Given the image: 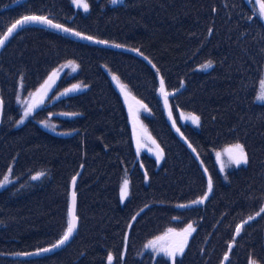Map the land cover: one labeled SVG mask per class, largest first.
Instances as JSON below:
<instances>
[{
    "label": "trees",
    "instance_id": "1",
    "mask_svg": "<svg viewBox=\"0 0 264 264\" xmlns=\"http://www.w3.org/2000/svg\"><path fill=\"white\" fill-rule=\"evenodd\" d=\"M13 1L0 0V37L17 19L40 15L135 51L36 25L18 30L0 51V180L9 169L16 179L0 189V264H109V254L111 264H173L140 256L141 248L167 227L187 224L192 231L174 264H219L231 241L225 264H264V211L234 238L237 225L264 202V103L254 100L264 74V20L255 6L246 0H86L83 13L70 0H25L7 8ZM66 59L77 61L79 70L58 78L50 103L17 124L18 81L24 93L33 91ZM208 61L212 67L202 69ZM106 70L148 103V126L163 149L160 163L146 153L137 160L129 117ZM161 81L167 93L182 86L167 95L176 129L157 96ZM75 82L86 89L54 99ZM178 110L199 116V125L180 123ZM49 113L60 131L73 132L58 135L40 127ZM237 142L248 162L228 171L225 182L213 152ZM80 168L72 238L45 255L11 256L62 237L70 183ZM38 171L42 178L28 181ZM125 173L129 194L122 202ZM209 177L212 190L193 205L204 198Z\"/></svg>",
    "mask_w": 264,
    "mask_h": 264
},
{
    "label": "rangeland",
    "instance_id": "2",
    "mask_svg": "<svg viewBox=\"0 0 264 264\" xmlns=\"http://www.w3.org/2000/svg\"><path fill=\"white\" fill-rule=\"evenodd\" d=\"M70 1H71V4L73 5V7L75 8V10L78 9V10L82 11L83 13H86L88 11V10L85 11L82 6H77L74 3H72V0H70ZM108 1H109L108 3H110V0H108ZM246 1L249 4H251L252 6H255L256 12L259 15V4H260L261 0H246ZM110 4L113 5L112 3H110ZM261 18H263V20H264V17H261ZM78 70H79V64L77 61H75L73 59L63 60V61L59 62L54 67V69L49 74L47 79L37 89H35L33 91L25 92V93H24L22 82L18 81L17 87H16V92H15V94H16L15 103H16L17 107L19 108L20 116L21 117L23 116L24 108L28 104L34 105L31 114L28 116V117H31L32 114L37 109H39V108L47 105L48 103H50L49 102L50 101L49 96H50L51 90L54 88L55 82L58 80V78H60L62 76L69 77V76L75 74ZM106 71H107L109 77L111 78V81H112L114 87L119 92V94L122 98V102L125 106L126 113L129 117L128 121H129V126H130V135H131L130 140L133 143V149H134L137 160L139 161L141 155L146 153L148 155H152L156 159V161L158 163H160V161L163 158V155H162L161 159L157 160V153L163 149H161V147H159V143L156 141L155 137L153 136V132L150 130V128L148 126V120H150V117L152 116V112H151V109H150L148 103L146 101L140 99L136 95H134L131 92V90L129 89V87L124 82H122L119 79V77H117L116 75L109 72V70H106ZM261 80H264V74L261 76V78L258 82L256 95L254 98L255 102H258V103H264V100L257 99V96L260 94L262 87H264L261 85ZM160 85H162V84L160 83ZM74 86H76L74 90L67 91L69 89H73ZM159 86L157 87V96L159 97V99L163 100V105H164L165 110L167 112V116L169 118V121L171 122L172 126L176 129V122L174 119L175 114H173V111H171V107L169 105L168 99H167V104H165V97L167 95L165 94L164 97H162V98L160 97L159 92H158ZM84 89H86L85 85H83L81 82H75V83L69 85L67 88H65L61 92H59L58 94H56L54 96V99L58 98V97H64V96L72 94V93H76V92L82 91ZM163 90H164V92H166L164 88H163ZM17 97H19V101L17 100ZM177 114H178V118H179L180 123L188 124V125H191L193 127H197L199 125V124L198 125L193 124L191 119L188 118L191 114H194V113L187 112L184 110H180V111L178 110ZM1 116H2V114H1ZM59 116L67 117V118L72 117V115H64L62 113H60ZM27 118H25V119H27ZM0 123H1V120H0ZM38 125L44 129H47V130H49L53 133H56L58 135H68V134H71L73 132V131H70V132L60 131L58 122H56L54 120L53 114H50V113L47 114L46 116H44L38 122ZM237 143L225 144L213 152L214 164L216 165L218 171L220 172V174L222 176V179L225 182L227 180V172L228 171L246 165V164H242V165L237 166L234 163L230 162L229 153L235 151L233 146ZM221 165H223V167H224L223 171H221ZM10 172H11V169H9L5 173L3 178L0 180V181H4L5 176L8 177V181L5 183V185L3 187H0V189L6 187L7 185H9L10 183H12L13 181L16 180V179L11 178ZM37 173H41V172L38 171L35 174L30 175L28 181L40 180L42 178V176L38 177L37 179H33V176H36ZM42 173H44V172H42ZM125 179H127L129 182L128 174H126V173H125V175H123V177L121 179L119 195H120L121 187H122ZM128 194H129V185H128ZM127 196L121 201L123 202L127 198ZM120 198H121V196H120ZM188 225H191V224H187L186 226H184L183 228H180V229H177L175 227H167L163 232L155 235L154 237L150 238L149 240H147L145 242V244L141 248L140 256H142L143 254L152 255L154 257L161 256V257H165V258L169 259L171 262H173L172 259L165 256L163 252H157L156 249H154L151 246H147V245H149L150 241L155 242L157 245L173 244L181 238V235L184 233V230L188 228ZM191 231L192 230H190L189 233L187 234L186 243H187L188 238L190 237ZM235 237L236 236L234 233V238ZM231 242H234V241H231ZM186 243H185V246H186ZM232 248H231V250H232ZM231 250H230V252H231ZM230 252L228 253V258H229ZM226 253H227V250H226ZM179 255L180 254H177V256L175 258H177ZM227 261H228V259H227ZM249 261H252V262H254V264H257V262L255 260L250 259ZM249 261H248V264H249Z\"/></svg>",
    "mask_w": 264,
    "mask_h": 264
},
{
    "label": "snow or ice",
    "instance_id": "3",
    "mask_svg": "<svg viewBox=\"0 0 264 264\" xmlns=\"http://www.w3.org/2000/svg\"><path fill=\"white\" fill-rule=\"evenodd\" d=\"M118 2H119V0H110V3H112L113 5L117 4ZM72 3H74L77 6H82L85 11L88 10V4L86 3V0H72ZM259 15L261 17H264V0H261V2L259 4ZM30 23H40V24L46 25L48 27H52V28H55L58 30H62L64 32H72L71 29L65 28L61 24H53L52 20L46 16L25 15L21 19L16 20L15 23L11 24V26L7 28V32L5 33V38H7L8 36H11L15 31L23 29L25 26H27ZM72 34L76 35L82 39H87L90 41L93 40L92 36H84L80 32H72ZM4 42L5 41L3 39H0V45H3ZM95 42L101 43V44H107L108 43V41H104V40H96ZM134 51H135V49H134ZM210 67H212L211 61L205 62L204 64L201 65V68L205 69V70L207 68H210ZM161 84H163V81H161ZM261 85L264 86V80H261ZM75 87L76 86H74L73 89H69L67 91H72L75 89ZM85 87H86V85H85ZM257 99L264 100V87H262V90H261L260 94L257 96ZM17 100L19 101V97H17ZM2 103H3V101L0 100V106H2ZM165 104H167V96L165 97ZM33 107H34V105H32V104L26 105V107L24 108V111H23V116L21 117V119L19 121H17V124L24 123L25 118H27L31 114ZM188 118L191 119L193 124L198 125L200 122L199 116H197L195 114H191ZM177 131H179V129H177ZM189 147H191V145H189ZM233 147H234L235 151L229 153L230 162L234 163L237 166L242 165V164H247L248 159H247V154H246L245 149H244V145L237 143ZM193 151H195V150L193 149ZM161 157H162V150H160V152L157 153V160L161 159ZM223 170H224V167H223V165H221V171H223ZM43 175H44V173H42V172L37 173L36 176H33V179H37L38 177L43 176ZM75 179L76 178L73 177V184L75 183ZM7 181H8V177L5 176L4 181H0V187H3ZM128 185H129V182L127 179H125L123 182V185L121 187V191H120L121 200H123L128 195ZM212 186H213L212 180L209 177L208 183H207L208 191L205 192L204 198L194 200V201H192V204L196 205V204L203 203V200L205 198H207L209 192L212 190ZM75 199H76V193H75V191H73L72 192L73 206L75 204ZM189 206L190 205H180V207H189ZM261 211H264V209H262ZM69 215H70L71 219L68 223L67 230L63 233L62 237L56 241V243L51 245L50 248L38 249L36 253H22V254L23 255H32V254L47 253V252L53 251L54 249H56L58 247L63 246L66 242H68L69 239L73 235V232L76 228V221L78 219L74 214L73 208L69 209ZM133 219H135V218H133ZM248 219L250 221V220H253L254 217L250 216ZM246 223H247V221H245V224ZM190 230H192V225H188V228L184 230V233L181 235V238L173 244L157 245L155 242L150 241L149 245H147V246L153 247L154 249H156L157 252H163L165 256L172 259L173 264H174L175 257L177 256V254H182L184 251V247H185V243H186V237H187V234L189 233ZM240 230H241V225H238L236 227L237 234L240 233ZM112 260H113V256L111 254H109L108 255L109 264H111ZM249 264H254V262L249 261Z\"/></svg>",
    "mask_w": 264,
    "mask_h": 264
},
{
    "label": "water",
    "instance_id": "4",
    "mask_svg": "<svg viewBox=\"0 0 264 264\" xmlns=\"http://www.w3.org/2000/svg\"><path fill=\"white\" fill-rule=\"evenodd\" d=\"M23 1H25V0H14L13 2H11L10 4H8L6 7L8 8V7H12V6H15V5H17V4H20L21 2H23ZM122 0H119V2L117 3V4H119L120 2H121ZM21 19V18H20ZM53 22V21H52ZM15 23V22H14ZM53 24H58V23H55V22H53ZM28 25H37V26H42V27H45V28H48V29H50V30H53V31H56V32H58V33H60V34H62V35H64V36H66V37H69V38H72V39H74V40H79V41H82V42H87V43H91V44H97V45H100V46H107V47H111V48H113V49H116V50H123V51H129V52H134V50H132V49H130V48H127V47H124V46H121V45H118V44H114V43H111V42H108L107 44H101V43H96L95 41L96 40H99V39H96V38H93V40H87V39H82V38H80V37H78V36H76V35H73L72 34V32H76V31H74V30H72V32H64V31H62V30H58V29H55V28H52V27H48V26H46V25H43V24H40V23H30V24H28ZM65 27V26H64ZM65 28H67V27H65ZM69 29V28H68ZM7 32V31H6ZM5 32V33H6ZM16 32V31H15ZM14 32V33H15ZM5 33L2 35V37L0 38V39H3L5 42H4V44L3 45H0V51L2 50V48L5 46V44L7 43V41L11 38V36L14 34H12L11 36H8L7 38H5ZM84 35V34H83ZM84 36H87V35H84ZM182 89V86L179 88V89H177V90H175V91H172V92H170V93H166V92H164V90H163V87H162V85H160L159 86V88H158V92H159V95H160V97L162 98V97H164V95L166 94V95H174V94H176V93H178L180 90ZM0 100H1V98H0ZM1 114H2V106H0V120H1ZM80 171H81V168L79 169V171L77 172V174H75V183L73 184V178H72V180H71V183H70V190H69V205H68V223H69V221H70V219H71V217H70V215H69V209L70 208H73V211H74V214H75V216H76V199H75V204H74V206H73V203H72V192L73 191H75V186H76V182H77V179H78V177H79V174H80ZM263 207H264V202H263V205H262V208L258 211V213H255V214H253L251 217H254V219L255 218H257L258 217V214H260L262 211V209H263ZM77 217V216H76ZM249 217H247L244 221H242V222H240L238 225H241V229H242V227H243V225L245 224V221H247V223L248 222H250L249 221V219H248ZM237 225V226H238ZM76 228H77V221H76ZM76 228H75V230H74V232H73V235H74V233H75V231H76ZM241 231V230H240ZM72 235V236H73ZM238 234H237V232H236V229H235V236H237ZM72 238V237H71ZM70 238V239H71ZM69 239V240H70ZM56 243V242H55ZM67 243V242H66ZM65 243V244H66ZM54 244V243H53ZM64 244V245H65ZM52 245V244H51ZM51 245H49V246H46V247H44V248H50L51 247ZM63 245V246H64ZM233 245H234V242H230V244H229V246H228V249H227V253L223 256V258H222V261H221V263L220 264H224L226 261H227V259H228V253L230 252V250H231V248L233 247ZM63 246H61V247H63ZM61 247H58V248H56V249H54L53 251H50V252H47V253H40V254H32V255H23L22 253H36L37 252V250H34V251H30V252H22V253H16V254H12L11 256H13V257H17V258H32V257H37V256H41V255H45V254H48V253H51V252H54V251H56V250H58V249H60ZM227 257V258H226Z\"/></svg>",
    "mask_w": 264,
    "mask_h": 264
},
{
    "label": "bare ground",
    "instance_id": "5",
    "mask_svg": "<svg viewBox=\"0 0 264 264\" xmlns=\"http://www.w3.org/2000/svg\"><path fill=\"white\" fill-rule=\"evenodd\" d=\"M122 1H123V0H122ZM122 1H121V2H122ZM121 2H120V3H121ZM120 3H119V4H120ZM115 5H118V4H115ZM21 18H22V17H21ZM19 19H20V18H19ZM17 20H18V19H17ZM14 22H15V21H14ZM14 22H13V23H14ZM13 23H12V24H13ZM10 26H11V25H10ZM10 26H9V27H10ZM36 26H37V25H36ZM40 27H42V26H40ZM65 27H66V26H65ZM44 28H45V27H44ZM47 29H48V28H47ZM6 31H7V29L5 30V32H6ZM52 31H53V30H52ZM5 32H4V33H5ZM54 32H56V31H54ZM4 33H3V34H4ZM57 33H58V32H57ZM3 34H2V35H3ZM59 34H60V33H59ZM2 35H1V37H2ZM1 37H0V38H1ZM68 38H69V37H68ZM71 39H72V38H71Z\"/></svg>",
    "mask_w": 264,
    "mask_h": 264
}]
</instances>
